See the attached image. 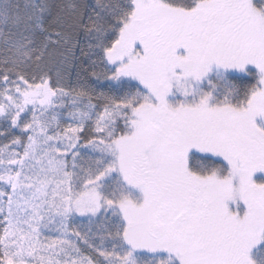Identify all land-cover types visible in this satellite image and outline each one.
<instances>
[{
	"label": "snow or ice",
	"instance_id": "snow-or-ice-1",
	"mask_svg": "<svg viewBox=\"0 0 264 264\" xmlns=\"http://www.w3.org/2000/svg\"><path fill=\"white\" fill-rule=\"evenodd\" d=\"M0 264H264V0H0Z\"/></svg>",
	"mask_w": 264,
	"mask_h": 264
}]
</instances>
